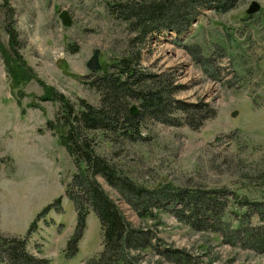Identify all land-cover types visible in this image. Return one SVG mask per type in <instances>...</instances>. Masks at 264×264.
<instances>
[{
    "label": "rangeland",
    "instance_id": "rangeland-1",
    "mask_svg": "<svg viewBox=\"0 0 264 264\" xmlns=\"http://www.w3.org/2000/svg\"><path fill=\"white\" fill-rule=\"evenodd\" d=\"M134 1L153 2L154 16L141 22L136 16L124 18L116 7L125 0H0V236L23 238L37 220L26 249L47 258L48 264H85L98 256L102 236L99 219L90 209L76 250L68 249L77 213L66 192L79 168L59 134L47 127L48 120L55 121L59 102L40 96L44 87H53L70 102L82 98L98 107V78L109 64L131 55L138 58L136 67L145 76L141 85L160 92L161 86H168V94L163 92L165 114L145 112L141 101L131 98L128 105L137 110L139 133L135 139L121 133L94 135L91 145L96 152L148 189L222 188L264 201V0H234L224 12L197 4L192 13L188 6H178L181 0L170 6L165 0ZM252 1L261 9L248 15ZM162 3L165 11L156 8ZM62 10L72 20L68 27L59 18ZM8 14L14 16L17 52L35 76L20 85L12 84L3 56L9 50ZM94 49L99 50L100 70L86 64ZM19 90L27 95L21 98ZM200 103L216 113L205 112L192 123L176 105ZM96 178L126 219L133 226L143 225L117 188ZM58 198L60 204L40 214ZM218 198L221 205L224 198ZM182 209L185 213L179 202L166 204L155 219L145 221L154 245L141 264H179L172 259L175 253L161 252L164 247L183 249L193 264H264V254L229 242V215L214 222L201 218L203 227L200 222L191 226L179 213ZM250 220L256 219L247 216L242 224ZM3 257L0 264H8Z\"/></svg>",
    "mask_w": 264,
    "mask_h": 264
},
{
    "label": "trees",
    "instance_id": "trees-1",
    "mask_svg": "<svg viewBox=\"0 0 264 264\" xmlns=\"http://www.w3.org/2000/svg\"><path fill=\"white\" fill-rule=\"evenodd\" d=\"M134 2V0H125V2L117 5L116 12L122 14L124 18L136 16V22L154 16L155 9L152 7L156 5H153V2H148L149 5L147 3L139 5ZM168 2L170 3L169 6L177 5L173 0H165L164 3L168 5ZM181 4L178 6L183 8L188 6L187 9L190 13L197 4L217 12H224L233 7L234 0H181ZM166 5L158 4L156 8L165 11ZM134 6L137 9H133ZM8 17L5 31L9 40V50L4 52L3 56L6 71L12 79V84L20 85L27 83L35 76L17 52L16 46L19 43L17 33L12 27L14 16L8 14ZM72 49L75 51V48ZM137 60L136 56L132 58L131 55L128 58L118 59L105 68L104 73L96 83L101 93V104L98 107L82 98H78L76 102H70L66 96L57 92L53 87H44V93L40 96L41 100H57L59 102L60 109L56 114L55 121L48 120L47 127L59 134L60 143L74 158L75 164L79 168L74 173L66 192L67 196L74 202L77 213L76 230L69 240L68 249L71 252L76 250L77 242L85 227L86 214L92 209L100 222L102 248L98 256L88 260L85 264H141V260H144L149 249L152 250L154 245L151 239L153 234L150 227L144 225L145 221L155 219L156 213L162 210V206L179 202L183 204L186 212L184 213V209L178 211L186 217L187 223L191 226H199L200 222L201 227H203L201 218L207 222H214L216 218L220 219L225 214L229 215L230 218H233L229 224V229L232 231L229 236L232 240L229 242L264 254V201H252L244 196L245 194L239 196L232 190L222 188L203 191L187 188L171 190L162 185L148 189L135 183L126 174L118 170L114 162L99 155L91 145L94 135L99 134L108 138L111 135L117 136L121 133L125 138L135 139L139 133V123L134 117L136 113L132 114L131 107L128 105L131 98L139 99L145 112H151L153 115L165 114L164 108L167 105V99L163 98V92L165 90L164 95L168 94V86H161L164 89L163 92H160L156 88L141 85L140 81L145 76L136 67ZM19 93L21 98L27 95L21 90ZM176 105L186 114V119L190 123L194 119L198 118V121L202 119L205 112L209 113L208 116H214L216 113L213 108H209L203 103L188 107ZM81 164L85 167L81 168ZM97 175L101 176L110 186L117 188L122 197L142 219L143 225L133 226L126 219L116 202L99 184ZM75 188L78 190L77 192L74 191ZM198 192L204 195L200 196ZM142 196L145 198L142 199ZM218 197L224 198L221 205L217 204ZM262 197H264V190ZM229 203H236V208L228 207ZM54 204H60V198L45 207L40 214L48 211ZM247 216L256 219L255 222L250 220L249 224L243 225L242 221L245 222ZM194 220L196 224H194ZM36 221L31 223L27 235L23 238L0 236V254L4 256L3 258L7 260L8 264H48L47 258L36 257L26 249L27 236L36 229ZM211 225L214 227L213 224ZM214 231L221 236L225 234L223 231L221 233ZM233 237L234 242H232ZM153 251L149 253L150 257H152ZM161 252L175 253L176 256L172 259L179 264H193L183 249L164 247ZM179 257L181 260L178 259ZM228 261L231 263V259ZM197 264L200 263L197 262Z\"/></svg>",
    "mask_w": 264,
    "mask_h": 264
},
{
    "label": "water",
    "instance_id": "water-1",
    "mask_svg": "<svg viewBox=\"0 0 264 264\" xmlns=\"http://www.w3.org/2000/svg\"><path fill=\"white\" fill-rule=\"evenodd\" d=\"M260 8H261V5L259 2L252 1L250 3V5L248 6V8L246 9V13L248 15H251L253 13L258 12L260 10ZM59 18L61 19L64 26L68 27L71 25L72 20H71L70 16L68 15L67 10H62L59 13ZM98 57H99V50L94 49L92 56L90 57V59L86 63L88 69H90V70H100L101 69V64H99V62H98ZM98 77L99 76H97V78ZM131 113L132 114L137 113L135 106H131ZM236 114H237L236 111H233V113H231L232 116H235Z\"/></svg>",
    "mask_w": 264,
    "mask_h": 264
}]
</instances>
